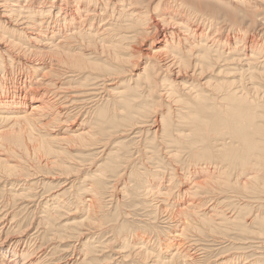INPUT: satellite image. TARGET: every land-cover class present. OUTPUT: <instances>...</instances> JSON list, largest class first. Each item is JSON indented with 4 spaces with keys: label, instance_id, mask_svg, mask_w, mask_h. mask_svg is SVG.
Instances as JSON below:
<instances>
[{
    "label": "bare ground",
    "instance_id": "6f19581e",
    "mask_svg": "<svg viewBox=\"0 0 264 264\" xmlns=\"http://www.w3.org/2000/svg\"><path fill=\"white\" fill-rule=\"evenodd\" d=\"M37 1L41 2L0 0V192L5 188L0 196L9 201L33 197L30 183L24 182L19 192L14 190L16 182L30 176L21 173L25 162L16 158L18 151L22 159L41 148L69 150L79 145L94 151L102 143L109 147L115 133L126 137L134 134L131 140L139 136L140 140L149 126L153 141L160 138L167 142V150L173 149L168 153L175 162L181 160L182 152L187 155L186 161L194 169L192 174H196V179L190 177L192 183L185 186L192 190L191 197L174 200L170 216L175 218L172 229L176 233L168 239L158 237L159 245H150L147 235L137 230H130V237L117 219L118 225L112 228L119 229L118 236L124 237L125 247L133 244L131 247L142 262L152 256L153 264H199L188 232L201 230L205 225L220 228L230 221L224 209H204L205 199L225 187L252 197L264 193V0H47L48 7L43 2L36 8ZM54 11L58 12L57 18ZM136 42L140 47L135 51ZM127 56L146 58L145 68L137 73L136 87L149 88V95L155 93L154 97L158 93L160 102L176 104V111L171 106L164 107L167 113L161 124L147 112L146 98L145 104L137 107L141 98L138 96L135 101L137 95L129 92L135 86L110 88L121 73L130 71L125 69L130 61ZM13 67L20 68L15 77ZM116 97L123 106V110L115 109L118 115L123 113L121 119L112 109V103L118 102ZM104 99H108L106 105L100 106ZM70 109L79 111L71 120ZM83 113L90 117L96 114L94 126L98 132L94 126L89 129L78 122ZM112 129L115 131L110 132ZM108 132L109 138H100L99 134ZM129 145L125 152L132 156ZM50 161L61 166L56 157ZM82 161L66 166L70 169L68 176L87 167ZM113 162L109 170L117 168L118 157ZM96 174L87 187L88 198L84 197L93 219L96 195L104 181L102 174ZM9 185L12 189L7 190ZM154 191L151 187L147 192L158 193ZM166 193H160V197H165L163 201ZM55 196L54 200L60 202ZM28 198L25 200L30 203ZM217 216L221 217L216 219ZM1 223L0 255L23 253L19 243L29 228L19 229L20 235L3 237ZM245 227L241 226L242 230ZM16 256L2 260L3 264H26ZM88 260L85 257L81 264Z\"/></svg>",
    "mask_w": 264,
    "mask_h": 264
},
{
    "label": "rangeland",
    "instance_id": "374dc122",
    "mask_svg": "<svg viewBox=\"0 0 264 264\" xmlns=\"http://www.w3.org/2000/svg\"><path fill=\"white\" fill-rule=\"evenodd\" d=\"M43 2H45L44 5L46 7H48V5L50 4V1L48 4L46 3L47 0H41V2L37 1L36 3H34V6L36 8L40 7L42 6ZM56 11H54V17L57 16L58 12ZM46 18L48 20L50 17ZM56 18L54 19L56 20ZM147 41L149 42V40H146V42ZM135 44L136 46H134V49L136 51V48L138 49L140 45L137 42ZM128 57L129 56H127L126 58L130 61L129 64L127 63L125 65V69L130 70L131 73H129L130 71H125L121 73L122 75L119 74L122 76V78L121 76L117 77V80H115L116 85L110 88L113 89L115 87L114 90H116V88L119 87L120 90H122V86L123 88H131L135 86L133 87V89L135 88V90L129 92L135 94V96L137 95L135 101H138L139 98H141L138 101L137 107H140L144 103V99L146 98L145 102H147V104H144L146 105V108L148 110L147 112H150V116L152 115L153 118H158L159 120H157V122L158 124H161V119L163 115L166 116L168 107L171 106L172 109L176 111L177 106L176 104L172 103L171 105L163 100H161L160 102L159 94L157 93L156 88L155 92L157 93V98L154 97L155 93L152 94V96L149 95V88L146 89L144 87L143 89H141L136 87L137 73H142V69L145 68L146 61L144 60H146V58L145 56H140L139 58L137 57L136 60L135 58L133 59ZM134 60L136 61L135 64L133 62ZM13 68L14 69H11L13 70L12 76L15 77L18 74L17 72L20 71V68ZM133 69L135 71H133ZM124 74L125 76H123ZM117 97L114 98L115 101H118L116 102L117 106L115 102L112 103V109L114 108L115 115L117 114L115 111L117 107L123 110V106L119 105L120 101L118 100L119 98L117 99ZM107 100L108 99H104L102 100V102H99L100 106L106 105ZM149 102H151V104ZM99 103L95 106L99 105ZM161 103L163 104V106H160ZM164 103L166 106L164 105ZM148 107L150 108L148 109ZM164 107H167V109H164ZM133 110L135 111L134 108ZM152 111L158 113H153ZM68 112L69 114H71L69 119L71 120L79 111L76 109H70L68 110ZM159 113L160 115L163 113L162 116H160ZM111 114H113V111ZM121 114L123 113L119 114L120 119L122 118ZM96 118V114L95 116L91 115L90 117V115L88 116L83 113V116L78 117V122L81 123L83 127H85L86 125L89 128L95 125ZM83 120L85 121V123L83 122ZM145 129L148 130L145 134L146 136L143 135V137H145L142 142L141 139L143 137L138 140L140 136L135 137V139L137 140H131L134 134L127 137L124 136L125 134L123 135V133H113L114 135H111L112 137L107 135L110 134L109 132L104 135L99 134L101 137H98L107 139L105 137L108 136V138H112V141L110 139L111 142L109 143V147L107 146L108 148L102 146V143L98 148H94V151H92V149L80 147L79 145H76V147L74 145L72 148H68L69 150H67V148L65 150L60 149V147H53L50 150L41 148L36 152V154H32L31 152L32 156H27L28 158L25 157V159H22L19 156L20 152L18 151L16 154L18 155V157L16 158L19 160L21 159V161L24 160L25 162H23L24 164L21 173H23L22 175L24 176H26V173H28L31 178L29 176L26 179L23 178L22 180H20L21 182H16L14 190L18 191L23 188L24 182L30 183L34 188L33 197H27L29 201H31L30 203H28V200H25L27 198L24 199L23 197H21L19 199L18 197L16 198V200L13 199L14 201H9L7 199L8 197L6 198V196H0V218H5L6 216V220H0V223L2 222L1 226L4 227L2 235L3 237H5L6 235H20L22 229L25 230V228L27 227L29 228V235L27 234V236L24 238V241L22 243H19L20 250H24L23 253L22 251H20L16 256L14 255L15 253L13 254L12 252H5L4 254L0 255V257L2 256L0 258V264H3L2 260L6 261L11 258H15V256L17 258L19 257L20 261L26 264H30L31 261V264H33V262L37 264H81L82 260L85 257L87 258V260L89 259V264H153L155 258H152V256H150L147 261L143 260L142 262V259L139 257V255H136L135 250L132 249L131 245L133 244L130 243L131 245H128V248L125 247L126 245H124L125 243L123 242L124 237L122 236L123 239L122 237H119V229L116 228V230H114L112 226L114 224L118 225L115 223L117 222L115 221L117 219L119 226L123 227L125 229L124 231L126 233L128 232L127 234L129 236L131 232L137 230L138 232L147 235V238L150 240L149 243L152 246L159 245L157 240L158 237H162V239H168L171 236H174V234L172 233H176V231L173 230L175 225V218L173 217L172 219L171 217V209L175 208L173 202L174 200L186 201V199H189L191 197V193L189 191L192 190H190L189 187H186L188 190L185 189V186L192 183L193 180L190 179V177H195L194 179H196V174H192V172H194V169L191 165H189V161H186L187 155L184 152H182L183 154L181 160L179 162H175L171 158V154L168 153L173 149H170V147H168L169 149L167 150L165 146L167 145V142H163V140L161 141L160 138H158V140L159 143L162 144H159L158 140L153 141V136L150 133V131L152 130L149 129V126H146ZM93 130L95 132H98L96 128ZM113 131H115V129H112V131L110 130V132ZM150 136L151 138H149ZM40 145H43V141H41ZM128 145L129 147H132V156L128 155V153L125 152L128 150ZM100 148L102 151L99 150ZM162 148L163 150H161ZM128 156H130V159L127 158ZM55 157L61 164V166H54L51 164L50 160L54 159ZM117 157L119 160V165L117 166V168H115V170L114 168H111L109 170V166L114 165V158L116 159ZM26 158L28 160H26ZM29 160L31 161V163L29 162L28 164L27 162ZM80 160H86L85 162L82 161V163L87 165V167L82 169L81 172H79L80 174L71 173L68 176L67 172L70 171V169L68 168L67 170L66 168L70 164H76ZM48 161H50V163H47ZM61 161H63V163L65 164H63ZM126 163L128 166L126 165ZM185 163H187L188 165ZM44 164L48 165L45 166ZM95 174L97 176L102 174L104 176V181L101 184L99 193H97L96 195V199H98L96 202L97 204H95V211H93V219V217L89 216V210L86 209L88 207H86L85 200L86 198H88L86 196H89V189L87 187L91 186L90 181L94 179ZM76 177L78 178L76 179L77 181L71 183V181ZM155 180L160 182V184H156L155 186ZM71 184H73V187H71ZM10 187L11 186L9 185L6 189H12ZM151 187L153 190H155L153 193L158 192L159 194H150V192H147L148 188L150 191ZM155 188H157L158 190H156ZM230 188L231 187H225L224 189L217 190V192H215L216 194H214L213 197L211 196L212 198L210 197L208 199H205L203 203L204 209L207 210L217 209L218 211H222L221 209H224V213L228 215L230 221L226 222V224L220 228L218 227L219 225H205V227L196 232L189 231V239L192 238L191 240H193V243L191 242L194 246L193 247L191 245L193 247V252L196 257L198 256L197 258L199 260V264H264V197L261 196L264 193L254 197L248 194L251 196L250 198V196H246L241 193L239 194L233 188ZM4 190L5 188L0 192L1 195L2 192L5 193ZM162 191L164 193L167 192V195H165L166 199H164V201L163 198L165 197H160V193ZM55 195L59 197L58 199H60V202H56L54 200V198L56 197ZM186 195L188 196L186 197ZM259 196H261L262 199H260ZM249 198L251 199V201ZM253 198L255 201L253 200ZM47 199H49V201H47ZM26 204H28V206H25ZM49 210L51 212H49ZM165 210L166 212L164 213ZM231 215H233V217ZM218 217L221 216H217L216 219H219ZM99 223L102 226H99ZM168 223L169 225H171L169 226ZM16 224L17 226L19 225L18 228H16ZM147 226L149 227V229H147ZM241 226H246L245 230H242ZM19 229L21 230L20 233L18 232ZM208 231L211 234H209ZM129 240L131 242L132 239ZM141 247L145 246L142 245ZM195 247L196 249H194ZM86 249L89 253H85L87 252Z\"/></svg>",
    "mask_w": 264,
    "mask_h": 264
}]
</instances>
